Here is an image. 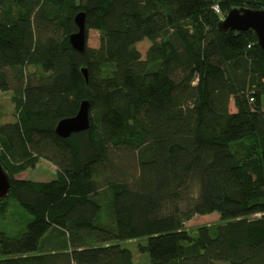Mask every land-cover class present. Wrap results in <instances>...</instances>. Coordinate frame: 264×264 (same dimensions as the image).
<instances>
[{"label": "trees", "instance_id": "obj_1", "mask_svg": "<svg viewBox=\"0 0 264 264\" xmlns=\"http://www.w3.org/2000/svg\"><path fill=\"white\" fill-rule=\"evenodd\" d=\"M242 7L264 0H0V91L16 112L0 123V217L8 198L33 216L0 231V264H136L127 241L147 264H264V51L253 30L218 29ZM83 100L89 129L59 136ZM41 160L55 178H17Z\"/></svg>", "mask_w": 264, "mask_h": 264}, {"label": "rangeland", "instance_id": "obj_2", "mask_svg": "<svg viewBox=\"0 0 264 264\" xmlns=\"http://www.w3.org/2000/svg\"><path fill=\"white\" fill-rule=\"evenodd\" d=\"M100 44V34L97 31L89 32L88 45L90 47L96 48ZM150 46V42L148 40H144L143 42L137 45L138 50L142 53L143 57H145L146 52ZM29 71H33L32 68H28ZM12 92H3L0 91V123L12 122L15 118V107L12 102ZM231 111L236 112V107L234 102L231 103ZM56 177V167L53 166L46 160H41L36 168L27 170L17 176L19 179H27L33 181H49ZM8 205L10 209L5 217H0V231L6 232L10 235L18 236L26 230L28 224L32 221L33 216L26 212L16 200L13 198H8ZM220 222V216L215 213L207 216H195L190 221L185 223V227L192 231L197 227L204 225H215ZM22 230V231H21ZM17 232V233H16ZM124 248H128L133 251L135 256L136 264H147V260H149V256L147 254L142 255L139 253L137 249V245L139 244L137 241L132 242H122L121 243ZM147 259V260H146Z\"/></svg>", "mask_w": 264, "mask_h": 264}, {"label": "water", "instance_id": "obj_3", "mask_svg": "<svg viewBox=\"0 0 264 264\" xmlns=\"http://www.w3.org/2000/svg\"><path fill=\"white\" fill-rule=\"evenodd\" d=\"M74 21L77 31L70 35V43L75 50L84 53L86 47L85 14L79 12L75 16ZM218 29L225 33L229 31L246 32L253 30L257 35L260 47L264 51V9L233 8L219 23ZM82 71L87 79V69L83 68ZM89 127L90 102L89 100H83L75 116L59 121L56 133L63 138H68L74 133L86 131ZM10 188L11 177L0 162V202L9 195Z\"/></svg>", "mask_w": 264, "mask_h": 264}, {"label": "built area", "instance_id": "obj_4", "mask_svg": "<svg viewBox=\"0 0 264 264\" xmlns=\"http://www.w3.org/2000/svg\"><path fill=\"white\" fill-rule=\"evenodd\" d=\"M214 11H215L217 14L223 16L222 11H221V8H220L219 5H215V6H214Z\"/></svg>", "mask_w": 264, "mask_h": 264}]
</instances>
